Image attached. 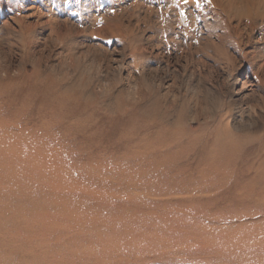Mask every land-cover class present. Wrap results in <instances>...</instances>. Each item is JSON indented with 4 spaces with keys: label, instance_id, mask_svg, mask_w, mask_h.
<instances>
[{
    "label": "rangeland",
    "instance_id": "1",
    "mask_svg": "<svg viewBox=\"0 0 264 264\" xmlns=\"http://www.w3.org/2000/svg\"><path fill=\"white\" fill-rule=\"evenodd\" d=\"M0 264H264V0H0Z\"/></svg>",
    "mask_w": 264,
    "mask_h": 264
},
{
    "label": "bare ground",
    "instance_id": "2",
    "mask_svg": "<svg viewBox=\"0 0 264 264\" xmlns=\"http://www.w3.org/2000/svg\"><path fill=\"white\" fill-rule=\"evenodd\" d=\"M232 154V152L229 150V147L228 148H226V149H224V150H218V156L217 157H215V158H213V159H219L220 160V158H222V159H226L227 157H229L230 155ZM227 160L228 159H226V160H224L223 162H227ZM213 162V161H212ZM218 162V161H217ZM217 162H215V163H217ZM214 163V164H215ZM227 165H228V163H226ZM227 165H225V167L227 166ZM215 166H217V165H215Z\"/></svg>",
    "mask_w": 264,
    "mask_h": 264
},
{
    "label": "snow or ice",
    "instance_id": "3",
    "mask_svg": "<svg viewBox=\"0 0 264 264\" xmlns=\"http://www.w3.org/2000/svg\"><path fill=\"white\" fill-rule=\"evenodd\" d=\"M185 2H187V0H185Z\"/></svg>",
    "mask_w": 264,
    "mask_h": 264
}]
</instances>
